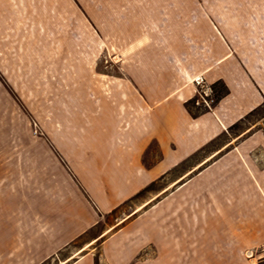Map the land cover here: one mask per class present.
<instances>
[{"label": "crops", "instance_id": "crops-1", "mask_svg": "<svg viewBox=\"0 0 264 264\" xmlns=\"http://www.w3.org/2000/svg\"><path fill=\"white\" fill-rule=\"evenodd\" d=\"M42 1L0 0V10L27 5L30 20H38L47 14ZM239 42H227L231 53L213 62L215 71L200 72L224 80L229 93L198 117L186 108L195 93L177 84L176 72L160 70L147 82L104 95L94 111L104 126L109 107L116 123L128 112L145 131L125 139L120 164L110 165V152H97L93 143L87 152L93 135L82 134L72 150L0 148V264H96L92 242L106 231L89 237L81 254L60 255L160 175L203 153L170 182L167 213L163 201L154 203L102 240L100 264H251L245 252L264 246V134L205 148L264 102V44ZM153 116L154 128H146ZM150 151L156 159L149 163ZM164 220L168 262L160 260L166 249L155 236ZM149 247L156 255L146 258Z\"/></svg>", "mask_w": 264, "mask_h": 264}, {"label": "rangeland", "instance_id": "rangeland-1", "mask_svg": "<svg viewBox=\"0 0 264 264\" xmlns=\"http://www.w3.org/2000/svg\"><path fill=\"white\" fill-rule=\"evenodd\" d=\"M42 4L47 14L38 20H30L27 5L16 12L0 10V148L72 150L82 134L93 135L87 152L95 144L97 152H110V165L120 164L125 139L145 131L132 123L128 112L116 123L109 107L110 125L104 126L103 116L94 112L104 95L137 85L139 79L147 82L160 70L167 75L176 72L177 84H187L195 93L188 100L192 111L206 113L229 91L218 98L228 87L226 82L207 80L200 72L215 71L213 62L231 53L227 42L264 44V0H43ZM188 72L195 75L183 82ZM155 116L146 128H154ZM256 132L264 134V102L209 143L206 152ZM201 155L160 175L149 190L103 216L95 231L60 256L81 254L89 237L106 231L92 242L95 262L97 258L100 264L102 240L154 203L163 201L161 211L167 213L170 182ZM149 156L150 163L156 152ZM167 223L162 221L155 231L156 241L166 249L162 262L169 261ZM153 255V247L142 253L146 258ZM245 256L258 264L264 246Z\"/></svg>", "mask_w": 264, "mask_h": 264}, {"label": "trees", "instance_id": "trees-1", "mask_svg": "<svg viewBox=\"0 0 264 264\" xmlns=\"http://www.w3.org/2000/svg\"><path fill=\"white\" fill-rule=\"evenodd\" d=\"M228 87H226L225 92L221 93L220 95H218V98H221L222 96L226 95L228 93ZM190 101L186 102V108L188 109V111L191 113L192 116L194 117H198L199 115H201L202 113H204V111H198V112H193L190 105H189ZM153 183L149 184L148 186H146L144 189H142L141 191H139L137 194H135V197L141 195L143 192L149 190L151 188V185ZM96 264H99L98 259L96 258Z\"/></svg>", "mask_w": 264, "mask_h": 264}, {"label": "snow or ice", "instance_id": "snow-or-ice-1", "mask_svg": "<svg viewBox=\"0 0 264 264\" xmlns=\"http://www.w3.org/2000/svg\"><path fill=\"white\" fill-rule=\"evenodd\" d=\"M258 264H264V257H261L260 261L258 262Z\"/></svg>", "mask_w": 264, "mask_h": 264}]
</instances>
